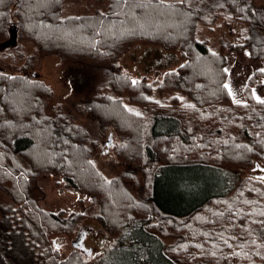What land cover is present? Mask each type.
<instances>
[{"label": "trees", "instance_id": "1", "mask_svg": "<svg viewBox=\"0 0 264 264\" xmlns=\"http://www.w3.org/2000/svg\"><path fill=\"white\" fill-rule=\"evenodd\" d=\"M98 2L105 11L74 14L67 0H0V67L8 69L0 70V188L10 198L0 204V264H60L50 238L80 230L84 212L41 207L37 181L47 172L91 197L94 217L118 244H138L113 264H264V97L253 91L260 81L264 96V70L249 77L245 102L225 87L228 50L264 62V7L255 0ZM216 21L224 31L236 28L226 35L234 41L223 34L214 49L199 33ZM139 45L178 51L183 63L158 82L135 78L120 59ZM51 55L71 63V86L86 93L87 126L55 102L49 83L31 78L36 62ZM110 133L121 140L112 146L125 169L107 179L95 156ZM188 168L217 171L224 188L169 205L164 174ZM247 168L250 176L228 187L231 172ZM84 250L62 264H88Z\"/></svg>", "mask_w": 264, "mask_h": 264}, {"label": "rangeland", "instance_id": "2", "mask_svg": "<svg viewBox=\"0 0 264 264\" xmlns=\"http://www.w3.org/2000/svg\"><path fill=\"white\" fill-rule=\"evenodd\" d=\"M167 2H177L179 0H164ZM256 5L264 7V0H255ZM106 2L100 3L97 0H67V12L69 13H85L88 11L106 10ZM223 23V22H222ZM216 24L209 26H203L202 32L199 33L200 40L208 39V46L217 49L219 43L218 39L227 37L230 32L236 28V24H229L225 27ZM232 41L235 36L231 34ZM227 37V38H231ZM16 45V41L12 42V46ZM138 47L137 52L135 49ZM26 49L29 52L33 51V47L30 44L26 45ZM145 49V50H144ZM150 49L151 52H150ZM3 51V50H1ZM142 52V54H141ZM137 53V55H136ZM155 54V55H154ZM228 79L227 85L232 93L234 100L237 102H245L246 97L243 93L245 87L248 84L249 77L252 76L257 70H264V62L253 61L248 50L245 52L244 57H238L234 51L228 50ZM137 58L140 61L137 62ZM121 64L129 71L133 77L139 78L142 76H148L150 81L158 82L162 79L163 74L172 69H176L183 63L181 54L177 52H165L163 49L155 46H135L128 51L120 59ZM35 70L46 73L51 79H45L54 89L56 98L55 102L63 106L66 113H70L77 124L84 126L88 125L89 118L83 112L81 106L86 104L85 92L79 93L71 86V75L69 73V66L71 63L63 62L60 57L51 55L45 59L38 60ZM1 71L8 72V69L1 66ZM103 79L102 71L98 72V79L96 85ZM259 82L254 86L253 91L258 98H263L260 91ZM93 83L90 86H94ZM97 122V120H90L91 126ZM109 135L104 138V149L102 152L95 156V163L99 170L103 173L107 179L115 178L119 176L125 169L124 163L116 155L115 146L121 140L117 134H113V146L106 147L105 143L108 141ZM251 168L244 169L243 171L231 172L228 187L237 181L239 177L242 178L250 176ZM142 171L139 170L140 182H145L142 177ZM163 188L169 189L174 198L166 199L169 205H176L178 201L188 200V205L193 201L205 196L206 193L214 191L215 189L222 190L224 188L222 179L218 177V172L213 170H202L198 168L180 169L179 171L168 172L164 174ZM143 178V179H142ZM41 190L43 191V197L39 200L41 207L46 211H52L55 213H65V216H69L72 213L84 212L85 217L80 222V230L76 236H69L68 234H56L50 238L49 243L58 252L60 257L59 263L62 264L66 258L74 251L73 242L80 241L84 247L87 248L84 253L87 257L88 264H113L114 260H119L121 253H127L137 249L138 244L134 239L128 242L119 243V236L111 235L107 233L102 224L94 217L96 213V207L92 204L90 196L82 194L78 191L72 190L67 187L66 181L56 174L47 172L40 176L37 181ZM226 188V187H225ZM187 198H185L184 197ZM181 197V198H179ZM179 198V199H178ZM9 196L0 188V204L9 202ZM0 212V220H1ZM133 238V235H132ZM175 239H167V243H173ZM84 250V251H85ZM144 250L141 246V252ZM121 252V253H120ZM120 253V254H119ZM149 253H144V258H148ZM140 258L143 257L140 255ZM143 264H148L147 260L143 259Z\"/></svg>", "mask_w": 264, "mask_h": 264}, {"label": "water", "instance_id": "3", "mask_svg": "<svg viewBox=\"0 0 264 264\" xmlns=\"http://www.w3.org/2000/svg\"><path fill=\"white\" fill-rule=\"evenodd\" d=\"M31 78L32 79H40V80H45V79H49L50 80L51 79L46 73L40 72L38 70H35V71L32 72ZM112 144H113V142H112V134L110 133L109 134V137H108V141H107V146L108 147H112ZM73 246L75 248H77V249H80V250H84L85 249V247L83 246V244H81V239L78 242H76L74 240Z\"/></svg>", "mask_w": 264, "mask_h": 264}, {"label": "snow or ice", "instance_id": "4", "mask_svg": "<svg viewBox=\"0 0 264 264\" xmlns=\"http://www.w3.org/2000/svg\"><path fill=\"white\" fill-rule=\"evenodd\" d=\"M225 71H227V70H225ZM132 83H133V84H136L137 82H136V81H132ZM225 87L227 88L228 85H225ZM258 99H259V98H258ZM259 102H260V103H264V100H260ZM137 115H139V113H137ZM261 179H264V177H262Z\"/></svg>", "mask_w": 264, "mask_h": 264}, {"label": "crops", "instance_id": "5", "mask_svg": "<svg viewBox=\"0 0 264 264\" xmlns=\"http://www.w3.org/2000/svg\"><path fill=\"white\" fill-rule=\"evenodd\" d=\"M137 50H139L138 47L135 49V52H137ZM144 50H145V49H144ZM151 50H152V49H150V52H151ZM139 51H140V50H139ZM165 52H166V51H165ZM141 54H142V52H141ZM136 55H137V53H136ZM154 55H155V54H154ZM139 61H140V58H137V62H139Z\"/></svg>", "mask_w": 264, "mask_h": 264}]
</instances>
